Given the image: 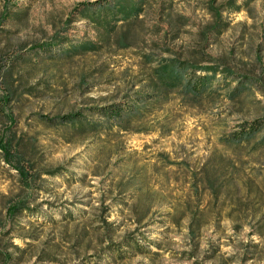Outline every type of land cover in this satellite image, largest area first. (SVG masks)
Listing matches in <instances>:
<instances>
[{"label":"rangeland","instance_id":"1","mask_svg":"<svg viewBox=\"0 0 264 264\" xmlns=\"http://www.w3.org/2000/svg\"><path fill=\"white\" fill-rule=\"evenodd\" d=\"M96 1L0 0V142L27 176L0 151V264H106L117 246L112 264H264V0H141L112 26L82 17ZM167 58L226 74L158 89Z\"/></svg>","mask_w":264,"mask_h":264},{"label":"trees","instance_id":"2","mask_svg":"<svg viewBox=\"0 0 264 264\" xmlns=\"http://www.w3.org/2000/svg\"><path fill=\"white\" fill-rule=\"evenodd\" d=\"M139 1L141 0H102V2L99 3L97 0L92 4L81 3L80 6L82 8H80L83 13L82 17L87 19L93 25L103 26L109 23L112 26L117 19L126 22L137 12H140L142 5ZM224 5L222 7H224ZM76 10H78V8ZM79 11L80 10H78V12ZM212 11L216 16H219L220 10L216 11V9H212ZM107 15H110L112 22L108 21ZM211 31L219 32L220 30L217 26H213ZM197 71H199L198 74L196 73ZM153 72L156 73V75L153 77L151 83H153L156 88H166L167 90L183 88L185 91L191 92L194 95H200L207 90L212 89L211 79L219 72H222L224 75L226 74L225 69L221 68L218 70L215 66H207L197 70L194 64L182 63L175 58L161 60V65ZM240 85L246 86V89H251L253 87L251 80L248 78H241ZM8 98H10V96H8ZM125 110L124 107H100L97 109V113L100 116H105L108 120H119L123 117ZM80 117H82V114L81 112H78L65 114L56 117L55 119L57 123H67ZM262 127V123L254 122L249 124L248 127L242 128V131H245L244 135H246V137H251L259 133ZM0 151L4 162L10 168L14 169L21 179L26 178V172L22 167L20 155L14 153L11 141H1ZM23 209H25L24 206L15 205L11 208V214ZM127 245L128 244H125L124 246L126 247ZM108 254L113 255V258H110L106 264H112L116 259H125L129 255V252H123L121 248L117 246L116 248L109 250L105 255ZM81 264H84V262Z\"/></svg>","mask_w":264,"mask_h":264}]
</instances>
